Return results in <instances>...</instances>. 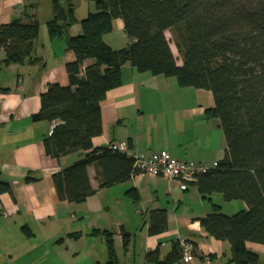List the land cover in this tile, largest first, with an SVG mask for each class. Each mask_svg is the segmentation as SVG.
I'll use <instances>...</instances> for the list:
<instances>
[{
  "label": "trees",
  "instance_id": "1",
  "mask_svg": "<svg viewBox=\"0 0 264 264\" xmlns=\"http://www.w3.org/2000/svg\"><path fill=\"white\" fill-rule=\"evenodd\" d=\"M50 1L48 37L63 40L75 61L65 66L69 85H48L40 95L39 111L30 119L55 123L43 139L47 156L59 160L83 153L82 159L52 175L58 200L81 204L94 195L87 175L90 166L95 169L98 189L111 188L138 174L126 156L110 147L92 146V139L101 133L100 103L109 91L122 85L121 69L129 64L139 74L174 78L181 89L212 94L214 106L205 115L219 122L224 155L213 169L188 184L204 199L221 194L226 202H242L245 209L228 215L212 205L199 225L208 236L229 245L228 264H264V258L260 262L246 246H264V0H89L95 11L78 23L79 30L73 34L69 32L76 22L72 7ZM116 20L122 22L131 42L120 50L110 49L103 41ZM38 34L39 24L33 16L1 25L2 64L39 63L32 58ZM170 43L181 66L176 64ZM85 60L93 63L82 73ZM1 193L11 195L12 189L0 183ZM127 195L137 201L134 190ZM165 229V210L149 212L148 235H159ZM91 235H100L105 241V264H116L112 235L105 231ZM127 241L128 235L123 234L124 247ZM181 255L176 243L164 260L159 261L156 252L149 253L146 260L173 264ZM194 257L205 260L195 249Z\"/></svg>",
  "mask_w": 264,
  "mask_h": 264
},
{
  "label": "crops",
  "instance_id": "2",
  "mask_svg": "<svg viewBox=\"0 0 264 264\" xmlns=\"http://www.w3.org/2000/svg\"><path fill=\"white\" fill-rule=\"evenodd\" d=\"M24 16H33L39 24L32 58L40 62L5 66L0 49V183L12 189L11 195L0 194V264H105V241L92 236L93 231L112 235L116 264H150L146 257L152 252L162 261L182 241L205 259L195 258L191 264H228L229 245L211 238L199 225L212 205L221 209L219 195L204 199L193 184L181 190L176 181L138 173L127 182L98 189L90 166L87 175L94 195L81 204L58 200L52 175L82 159L83 153L59 160L47 156L43 139L51 124L30 118L39 111L40 95L48 85H69L65 66L75 57L63 40L48 37L50 0H0V26ZM103 41L112 50L131 43L120 20L114 21L113 31ZM176 59L181 66V59ZM92 63L85 60L82 73ZM121 78L122 85L100 103L101 133L92 139L93 147L125 143L132 151L167 152L193 164H216L222 159L226 145L219 122L205 115L214 106L210 92L181 89L174 78L139 74L129 64L122 67ZM129 190L136 192V202L128 197ZM227 204L231 212L245 209L242 202ZM155 210H165L166 229L149 236L148 215ZM123 234L128 235L125 247ZM246 246L262 262L264 246Z\"/></svg>",
  "mask_w": 264,
  "mask_h": 264
},
{
  "label": "built area",
  "instance_id": "3",
  "mask_svg": "<svg viewBox=\"0 0 264 264\" xmlns=\"http://www.w3.org/2000/svg\"><path fill=\"white\" fill-rule=\"evenodd\" d=\"M55 123L49 128V134ZM111 150L120 153L131 160L132 169L137 173L161 176L168 181H176L181 190L187 188L188 183L196 177L214 168L215 164L187 163L170 157L167 152L142 153L132 151L125 143L110 146ZM181 259L183 264H191L194 260V248L189 242H180ZM207 261V260H206Z\"/></svg>",
  "mask_w": 264,
  "mask_h": 264
},
{
  "label": "rangeland",
  "instance_id": "4",
  "mask_svg": "<svg viewBox=\"0 0 264 264\" xmlns=\"http://www.w3.org/2000/svg\"><path fill=\"white\" fill-rule=\"evenodd\" d=\"M58 2L60 3V5L63 8H67L68 6L72 7L76 22H75V24H73L71 26V29H74L75 32L79 30V24L78 23L82 19H84L89 12L95 11L94 4L92 2H90L89 0H58ZM45 3H49V1H46ZM41 18H44V16ZM166 38L168 40H170L169 34H166ZM170 44H171V48H172L174 55L177 57V52L174 48V45L172 43H170ZM215 195H219L218 196L219 202H220V204H222L221 205V212H223L224 214H226L225 212H231V211L227 210V208H225V206H227L228 204L226 201H224L222 195L221 194H215ZM231 203H240V201L235 200L234 202L231 201ZM214 204L218 205V203H214ZM233 205H236V204H233ZM233 210L231 213H228V215L234 214V213L238 212L240 209H233ZM113 249H114V247H113ZM121 254H123L122 250H120V255Z\"/></svg>",
  "mask_w": 264,
  "mask_h": 264
}]
</instances>
